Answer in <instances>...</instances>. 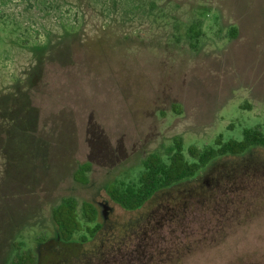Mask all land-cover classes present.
I'll use <instances>...</instances> for the list:
<instances>
[{
	"label": "rangeland",
	"instance_id": "1",
	"mask_svg": "<svg viewBox=\"0 0 264 264\" xmlns=\"http://www.w3.org/2000/svg\"><path fill=\"white\" fill-rule=\"evenodd\" d=\"M256 127L264 0H0V264L13 244L63 264L52 212L68 197L103 224L79 264H264L262 148L137 212L107 195L177 138L190 160Z\"/></svg>",
	"mask_w": 264,
	"mask_h": 264
},
{
	"label": "trees",
	"instance_id": "2",
	"mask_svg": "<svg viewBox=\"0 0 264 264\" xmlns=\"http://www.w3.org/2000/svg\"><path fill=\"white\" fill-rule=\"evenodd\" d=\"M254 148L264 149V132L259 127L245 130L241 141L224 143L219 137L216 147L201 151L192 146L188 149L190 160L183 153L182 139L177 138L166 149V159L158 154L149 155L143 161V172L137 181H115L108 187L107 195L123 210L137 212L158 195L195 179L214 161L242 156ZM89 170L90 165L86 164L79 168L77 174L83 176ZM52 219L59 235V243L56 247L53 245L52 253L58 262L79 264L88 255L85 245L103 230L99 210L93 203L83 202L80 205L75 198L68 197L53 209ZM13 248L16 253L10 264H42L49 253L45 247L38 258L32 252L19 253V244H13Z\"/></svg>",
	"mask_w": 264,
	"mask_h": 264
}]
</instances>
